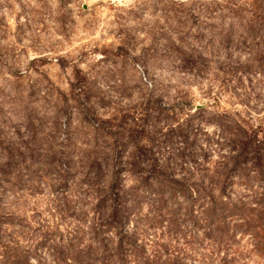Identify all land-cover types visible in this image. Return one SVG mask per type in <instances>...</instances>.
Segmentation results:
<instances>
[{
	"label": "clouds",
	"instance_id": "9594fccd",
	"mask_svg": "<svg viewBox=\"0 0 264 264\" xmlns=\"http://www.w3.org/2000/svg\"><path fill=\"white\" fill-rule=\"evenodd\" d=\"M0 264H264V0H0Z\"/></svg>",
	"mask_w": 264,
	"mask_h": 264
}]
</instances>
